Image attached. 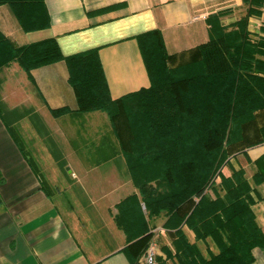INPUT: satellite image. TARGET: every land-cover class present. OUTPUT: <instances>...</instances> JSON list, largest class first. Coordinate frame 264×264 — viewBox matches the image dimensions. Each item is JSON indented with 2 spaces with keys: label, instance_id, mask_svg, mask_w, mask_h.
Masks as SVG:
<instances>
[{
  "label": "crops",
  "instance_id": "0c3cea01",
  "mask_svg": "<svg viewBox=\"0 0 264 264\" xmlns=\"http://www.w3.org/2000/svg\"><path fill=\"white\" fill-rule=\"evenodd\" d=\"M45 3L49 27L25 31L4 4L0 29L16 45L54 37L66 56L99 48L113 99L151 85L140 35L159 30L174 64H180L209 40L213 26H234L251 6L248 0ZM258 9L248 23L254 35L264 28V3ZM0 99L10 109L29 113L18 120L10 117V122L0 115V264H132L124 251L127 232L115 216L118 203L138 189L107 114L55 117L51 112L77 108L67 63L34 68L31 78L18 62L5 66L0 70ZM54 151L66 162L64 167ZM240 169L253 187V210L264 232V143L239 150L223 173ZM164 221V216L155 219L154 231L156 238L170 244ZM188 234L193 240L194 233ZM252 252V264H264V246Z\"/></svg>",
  "mask_w": 264,
  "mask_h": 264
},
{
  "label": "trees",
  "instance_id": "16d2710c",
  "mask_svg": "<svg viewBox=\"0 0 264 264\" xmlns=\"http://www.w3.org/2000/svg\"><path fill=\"white\" fill-rule=\"evenodd\" d=\"M248 1L250 8L234 26H213L209 40L180 64H174L159 30L140 35L151 85L117 99L99 48L66 56L54 37L16 45L0 29V70L18 62L31 78L34 68L67 63L77 108L51 109L55 117L108 114L138 189L118 203L115 216L127 232L124 251L132 264H141L156 238L154 220L163 216L171 243L161 241L157 264H252L253 249L264 246L245 171L223 173L239 150L264 143V28L258 35L248 30L249 17L264 0ZM4 4L25 31L51 24L45 0H0ZM0 115L10 122L29 113L0 99Z\"/></svg>",
  "mask_w": 264,
  "mask_h": 264
},
{
  "label": "built area",
  "instance_id": "2783aa9c",
  "mask_svg": "<svg viewBox=\"0 0 264 264\" xmlns=\"http://www.w3.org/2000/svg\"><path fill=\"white\" fill-rule=\"evenodd\" d=\"M158 254H159V244H158V240L155 238L152 240L147 252L142 257L141 264H156Z\"/></svg>",
  "mask_w": 264,
  "mask_h": 264
},
{
  "label": "rangeland",
  "instance_id": "374dc122",
  "mask_svg": "<svg viewBox=\"0 0 264 264\" xmlns=\"http://www.w3.org/2000/svg\"><path fill=\"white\" fill-rule=\"evenodd\" d=\"M190 60V59H189ZM22 68V67H21ZM23 69V68H22ZM24 70V69H23ZM25 71V70H24ZM2 112L5 114L6 113V108L4 107V105L2 106ZM104 113H106V112H104ZM107 114V113H106ZM107 116H108V114H107ZM108 118H109V116H108ZM109 122H110V119H109ZM111 124V123H110ZM112 127V126H111ZM164 239L165 240H169L168 239V236H165L164 237ZM157 240L159 241V249H160V243H161V241L159 240V238L157 237ZM171 241V240H170ZM162 242H164V241H162ZM201 247L205 250V246L203 245V244H201ZM161 250V249H160ZM159 255V254H158ZM160 255H162V254H160ZM166 256V255H165ZM157 258H158V256H157ZM157 264V263H156Z\"/></svg>",
  "mask_w": 264,
  "mask_h": 264
}]
</instances>
